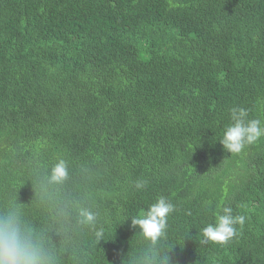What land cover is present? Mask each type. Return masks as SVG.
Here are the masks:
<instances>
[{"label":"trees","instance_id":"16d2710c","mask_svg":"<svg viewBox=\"0 0 264 264\" xmlns=\"http://www.w3.org/2000/svg\"><path fill=\"white\" fill-rule=\"evenodd\" d=\"M234 106L264 121V0H0V206L40 226L94 205L104 240L79 233L64 264H139L127 219L161 196L171 264H264V138L223 150ZM61 158L69 178L41 201ZM225 206L243 226L200 245Z\"/></svg>","mask_w":264,"mask_h":264},{"label":"clouds","instance_id":"9594fccd","mask_svg":"<svg viewBox=\"0 0 264 264\" xmlns=\"http://www.w3.org/2000/svg\"><path fill=\"white\" fill-rule=\"evenodd\" d=\"M243 107L230 109V121L223 130L220 144L230 154H240L248 146L264 138V121L249 119ZM69 178L67 162L58 159L40 184L41 201L50 199L48 189L63 185ZM137 191L146 187V181L134 182ZM175 205L166 197H158L146 210L127 219L130 227L138 229L148 243L139 264H171L169 252L160 254V242L167 238L168 220ZM126 220V221H127ZM100 212L89 203L72 205L62 203L53 211L44 224L37 226L27 215L24 204L18 198L10 199L0 206V264H64L65 254L76 253V236L88 231L98 244L104 240L105 229ZM125 221V222H126ZM245 217L234 215L233 208L225 206L214 223L200 230V245L227 246L243 226ZM59 237L58 244L53 237Z\"/></svg>","mask_w":264,"mask_h":264}]
</instances>
